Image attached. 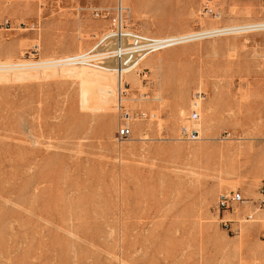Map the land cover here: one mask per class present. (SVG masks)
<instances>
[{
    "label": "rangeland",
    "instance_id": "1",
    "mask_svg": "<svg viewBox=\"0 0 264 264\" xmlns=\"http://www.w3.org/2000/svg\"><path fill=\"white\" fill-rule=\"evenodd\" d=\"M121 1L126 25L154 37L264 21V0H0V62L103 52ZM39 68L0 72V264H264V29L128 72L127 104L147 116L125 140L117 99L83 107L69 67ZM194 125L200 139L180 140ZM233 191L247 202L219 212Z\"/></svg>",
    "mask_w": 264,
    "mask_h": 264
},
{
    "label": "built area",
    "instance_id": "2",
    "mask_svg": "<svg viewBox=\"0 0 264 264\" xmlns=\"http://www.w3.org/2000/svg\"><path fill=\"white\" fill-rule=\"evenodd\" d=\"M208 9V7L206 6ZM99 15V12L97 11ZM126 39L127 43L125 44H116L112 47L107 46L105 50L101 53V55L96 58L92 59L93 51L87 53H80L77 55H72L61 60V63H68L74 65H82L85 62L90 61L92 65L97 67H102L104 61L107 59H115L119 62V67L117 72L120 77L119 82V96H118V126H117V137L120 140L129 139L132 135V127L134 122L139 118H145L147 114L146 112L140 111H133L127 104L125 97L128 95L127 91V84L123 85L121 82V75L124 71H133L139 77L141 76L143 79L147 78L148 74L142 68L144 61L146 58L155 52L161 51L165 48L174 46L177 43L176 40L172 38H160V37H153L141 33L139 31L133 30L129 28L124 19L123 10L121 6L115 10L114 16L112 18L111 28L109 31L103 35L97 45H106V43L111 42L112 39ZM199 96L201 93L198 94ZM191 120H198L199 114L196 109L191 112L190 115ZM200 132L195 129H187L186 127H181L179 132V139L185 140L189 142H195L200 138ZM246 199L242 196L240 192H230L229 194H224L220 196L218 207L219 212L232 211L235 209V204L244 203ZM259 208H264V200L260 201ZM223 217L221 222L227 228L230 226L232 220L224 218V214L222 213ZM251 217V216H250Z\"/></svg>",
    "mask_w": 264,
    "mask_h": 264
},
{
    "label": "bare ground",
    "instance_id": "3",
    "mask_svg": "<svg viewBox=\"0 0 264 264\" xmlns=\"http://www.w3.org/2000/svg\"><path fill=\"white\" fill-rule=\"evenodd\" d=\"M119 6H121V8H122L123 15L125 18V11L127 9L125 7H123L122 1H121L120 5H118V7ZM261 29H264V21L246 23V24H242V25L218 27V28H213V29H207V30H202V31H197V32H189V33H184V34H179V35H171V36L160 37V38H172V39L177 41L178 44H176V45H179V44L188 43L190 41L201 39V38L216 36L219 34L241 33V32H248V31H254V30H261ZM113 42H114V45L125 44V43H127V40L117 38V39H112L111 43H113ZM176 45H174V46H176ZM95 51H97V52H95ZM83 53H87V52H83ZM101 53L102 52H99V49L97 46L93 50V56H91V58L96 59L101 55ZM77 54H80V53H77ZM77 54H73V55H77ZM70 56H72V55L61 57V58H58L55 60L43 61V62H27V61L18 62V63H13L10 61L0 62V72L4 73V72H11V71H13V72L18 71V73H16V74H22V73L27 74V73H24L23 71L36 69L39 67H42V68H50V67H54V66H56V67H60V66L61 67H69V68L63 69V70H65L66 72L72 73L73 75L77 76L79 79L81 78L83 83L88 84V89H83L81 92L83 107L90 106L92 104H97L99 102L104 103L105 106L108 107L112 104H115V101H116L115 99H117V106H118V96H119L118 92H119L120 77H119V74L117 72V69L119 67V62L115 59H107L104 61V64L102 67H97L95 65H92V63L90 62L91 60L83 63L82 65H74V64H68V63H61L60 62L61 60L65 59L67 57H70ZM104 65H106V66H104ZM87 67H91L94 69L101 70L106 75L94 76L93 74L90 73V71H88L86 69ZM128 72H130V71L129 70L124 71L123 74L121 75V82L123 85H125V83H128L129 81L127 79H129L131 77ZM134 81H135V79H134ZM116 91H117V93H116ZM199 93H201L200 96L198 95ZM115 94H118L117 98L115 97ZM203 98H204V96H203V93L201 91H197L194 94V103L192 105L193 108H192L191 112L194 109H196L198 114H199L198 120H191L190 119L191 113H190L189 119L194 124L199 123L201 120L199 104ZM125 100L127 103L129 102L128 97L125 98ZM196 126H198V125H196ZM196 126H195V129H197L200 132V129H199L200 126H199V128H197ZM204 129H206V128H204ZM245 202H247V201L245 200L244 203ZM257 210L258 211L264 210V208L258 207ZM254 214H255L254 212L247 214L245 216V220L246 221L255 220Z\"/></svg>",
    "mask_w": 264,
    "mask_h": 264
}]
</instances>
